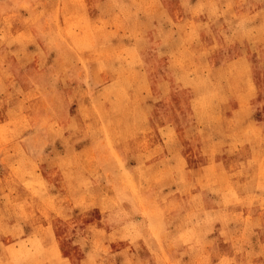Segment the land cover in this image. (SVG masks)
Listing matches in <instances>:
<instances>
[{
	"label": "rangeland",
	"instance_id": "374dc122",
	"mask_svg": "<svg viewBox=\"0 0 264 264\" xmlns=\"http://www.w3.org/2000/svg\"><path fill=\"white\" fill-rule=\"evenodd\" d=\"M264 264V0H0V264Z\"/></svg>",
	"mask_w": 264,
	"mask_h": 264
},
{
	"label": "snow or ice",
	"instance_id": "6c2138e0",
	"mask_svg": "<svg viewBox=\"0 0 264 264\" xmlns=\"http://www.w3.org/2000/svg\"><path fill=\"white\" fill-rule=\"evenodd\" d=\"M211 264H215V262H214V261H212V262H211Z\"/></svg>",
	"mask_w": 264,
	"mask_h": 264
}]
</instances>
